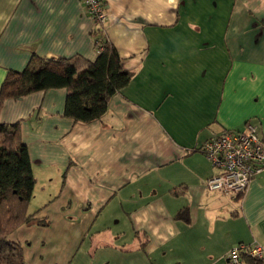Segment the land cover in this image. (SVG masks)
<instances>
[{
  "label": "crops",
  "instance_id": "1",
  "mask_svg": "<svg viewBox=\"0 0 264 264\" xmlns=\"http://www.w3.org/2000/svg\"><path fill=\"white\" fill-rule=\"evenodd\" d=\"M105 3L133 76L101 119L65 117L64 88L3 102L35 178V220L8 239L25 264H226L235 245L264 247V171L241 197L209 191L199 150L247 121L264 140V0ZM94 29L82 0H0V84L32 55L93 61Z\"/></svg>",
  "mask_w": 264,
  "mask_h": 264
},
{
  "label": "trees",
  "instance_id": "2",
  "mask_svg": "<svg viewBox=\"0 0 264 264\" xmlns=\"http://www.w3.org/2000/svg\"><path fill=\"white\" fill-rule=\"evenodd\" d=\"M83 1V0H82ZM106 12L105 0H99ZM105 23L95 22L92 31L96 58L32 55L22 70H7L0 84V111L6 99L48 89L66 90L63 115L73 122L99 120L108 100L131 80L115 46L104 33ZM19 122L0 123V264H25L22 247L8 239L17 227L34 221L28 212L35 178L26 145L19 135ZM184 213L181 210L179 214ZM42 223L41 221H37ZM259 264L263 259L245 255L243 261Z\"/></svg>",
  "mask_w": 264,
  "mask_h": 264
},
{
  "label": "built area",
  "instance_id": "3",
  "mask_svg": "<svg viewBox=\"0 0 264 264\" xmlns=\"http://www.w3.org/2000/svg\"><path fill=\"white\" fill-rule=\"evenodd\" d=\"M88 14L103 24L107 14L99 0H83ZM199 150L216 173L205 181L209 191L241 197L250 181L264 171V140L258 126L247 121L242 130H227L202 143ZM245 255L261 259L264 247L258 243L238 244L226 254V264H242Z\"/></svg>",
  "mask_w": 264,
  "mask_h": 264
}]
</instances>
